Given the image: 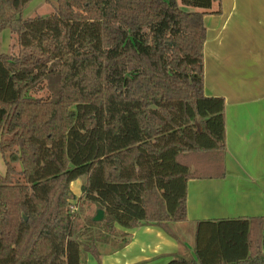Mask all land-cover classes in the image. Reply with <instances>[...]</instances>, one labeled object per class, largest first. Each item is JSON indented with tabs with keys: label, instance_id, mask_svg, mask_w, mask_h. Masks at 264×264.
I'll return each instance as SVG.
<instances>
[{
	"label": "trees",
	"instance_id": "16d2710c",
	"mask_svg": "<svg viewBox=\"0 0 264 264\" xmlns=\"http://www.w3.org/2000/svg\"><path fill=\"white\" fill-rule=\"evenodd\" d=\"M31 1L0 0V35H12L0 53V264H81V253L99 264L98 239L75 232L79 179L103 244L120 236L123 248V231L147 225L174 237L188 182L223 176L225 103L205 95L202 70V19L220 0H57L24 19ZM165 16L178 31L150 40L160 60L138 53L129 36ZM161 59L184 62L183 75ZM194 233V257L166 264H264V216Z\"/></svg>",
	"mask_w": 264,
	"mask_h": 264
},
{
	"label": "crops",
	"instance_id": "0c3cea01",
	"mask_svg": "<svg viewBox=\"0 0 264 264\" xmlns=\"http://www.w3.org/2000/svg\"><path fill=\"white\" fill-rule=\"evenodd\" d=\"M210 12L202 19L203 92L225 103L223 176L188 182L187 220L169 225L174 237L148 225L123 231L128 244L98 247L99 264H166L194 257L198 223L264 216V0H220ZM76 186L79 193L73 195ZM81 187L80 179L70 185L75 200Z\"/></svg>",
	"mask_w": 264,
	"mask_h": 264
},
{
	"label": "rangeland",
	"instance_id": "374dc122",
	"mask_svg": "<svg viewBox=\"0 0 264 264\" xmlns=\"http://www.w3.org/2000/svg\"><path fill=\"white\" fill-rule=\"evenodd\" d=\"M56 1L57 0H32L29 5L25 8L23 12V18L24 19H30L34 18L37 15L46 17L50 16L54 13L55 7H56ZM186 11H192L190 9H185ZM164 31H167L172 36L175 34V32L178 31V27L175 23L172 22L171 19L168 17H163L157 24L150 23L148 21H142V28L140 31H138L136 34L129 36L128 39L134 44L135 48L137 49L138 53L140 54H146L154 58V55L160 60V50L162 46L155 45L158 40L162 37ZM143 37H146L149 41V45L147 48L143 47ZM126 38V41L128 40ZM150 40L155 41L156 43H152ZM164 40V37H163ZM12 44V35L8 30H5L0 35V53L10 54L11 53V45ZM140 50V51H139ZM161 62L165 64L166 69L174 70V72H178L179 75H183L185 66H181L182 62L179 60L177 63L172 61H163L161 59ZM185 64V63H184ZM178 69V70H175ZM196 71V68H195ZM4 163L0 156V174H4L5 168H3ZM83 180H80L82 182ZM80 186V185H79ZM79 186H76L73 188V195H76V193H79ZM74 197V196H73ZM72 209L75 213L76 217V235H79L80 241H86L89 238V234L93 236L95 239H98V247L103 251L105 247L103 239L101 238V230L94 227V229L89 228V222L91 219H94V216L96 215L97 208L95 205L89 204L85 201H78L75 198L72 200ZM91 233H89L90 230ZM123 237L116 236V237H110L109 242H111L110 247H113L114 243L113 241L121 240ZM107 245V244H106ZM91 259V258H90ZM88 261V262H87ZM93 260H89V258L86 259V254H82L80 256V263L81 264H93Z\"/></svg>",
	"mask_w": 264,
	"mask_h": 264
},
{
	"label": "water",
	"instance_id": "95a60500",
	"mask_svg": "<svg viewBox=\"0 0 264 264\" xmlns=\"http://www.w3.org/2000/svg\"><path fill=\"white\" fill-rule=\"evenodd\" d=\"M103 213L101 211H98L96 215L94 216L93 221L99 222L102 219Z\"/></svg>",
	"mask_w": 264,
	"mask_h": 264
},
{
	"label": "built area",
	"instance_id": "2783aa9c",
	"mask_svg": "<svg viewBox=\"0 0 264 264\" xmlns=\"http://www.w3.org/2000/svg\"><path fill=\"white\" fill-rule=\"evenodd\" d=\"M72 211H74V210L72 209Z\"/></svg>",
	"mask_w": 264,
	"mask_h": 264
}]
</instances>
